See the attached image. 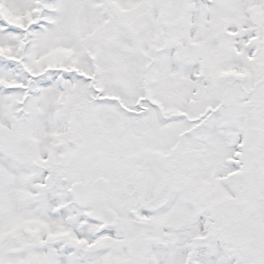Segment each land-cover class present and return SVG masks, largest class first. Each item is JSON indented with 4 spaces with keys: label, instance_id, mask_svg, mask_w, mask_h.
Segmentation results:
<instances>
[{
    "label": "snow or ice",
    "instance_id": "1",
    "mask_svg": "<svg viewBox=\"0 0 264 264\" xmlns=\"http://www.w3.org/2000/svg\"><path fill=\"white\" fill-rule=\"evenodd\" d=\"M0 264H264V0H0Z\"/></svg>",
    "mask_w": 264,
    "mask_h": 264
}]
</instances>
